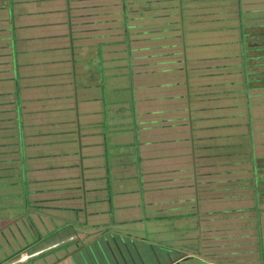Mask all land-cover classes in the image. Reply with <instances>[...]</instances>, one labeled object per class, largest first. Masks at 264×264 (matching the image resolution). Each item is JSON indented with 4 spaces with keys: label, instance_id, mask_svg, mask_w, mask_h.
Wrapping results in <instances>:
<instances>
[{
    "label": "crops",
    "instance_id": "obj_1",
    "mask_svg": "<svg viewBox=\"0 0 264 264\" xmlns=\"http://www.w3.org/2000/svg\"><path fill=\"white\" fill-rule=\"evenodd\" d=\"M125 5L0 0V264H71L90 243L114 260L136 238L167 249L165 232L248 230L239 216L255 208L259 241L264 38L243 24L252 15L234 27L216 0H158L138 23ZM239 193L246 213L229 204ZM63 240L70 254L56 256Z\"/></svg>",
    "mask_w": 264,
    "mask_h": 264
},
{
    "label": "rangeland",
    "instance_id": "obj_2",
    "mask_svg": "<svg viewBox=\"0 0 264 264\" xmlns=\"http://www.w3.org/2000/svg\"><path fill=\"white\" fill-rule=\"evenodd\" d=\"M116 1H117V8L121 10L124 8L123 5L125 4H126L125 5L126 8L136 7V10L138 12L137 19H138V23H140V21L145 20V17L147 15L151 14L149 12H151L152 9L148 8V6H151L153 2H156L158 0H116ZM216 1H218L220 4V7L218 9L220 10V16H223L224 18V22L227 23L228 22L227 19L232 20L227 24L229 25L232 23L235 24L233 26L236 27V25L239 22H236L235 18L237 19V21H239L240 15L242 14L247 17H249L248 15H252L251 17L253 18V20H251L250 23L244 21L243 24L247 26L248 29L247 31L249 32V35L251 34L254 36H258L259 39L264 38V32H263L264 26H260L259 24V23L264 24V9H263L264 6L263 7L257 6L258 4H263L262 0L260 1L259 0H240V1L216 0ZM240 6L242 8L239 11ZM145 8H147V10H145ZM144 10L148 11V13H145ZM257 24L259 25L257 26ZM138 30H139V26H138ZM230 32H233V30L231 29ZM137 35L138 37H141L139 34ZM255 192L256 189L254 193H252L254 196V200H255V196H257V193ZM235 196L233 199L228 200L229 204L232 205V209L246 213L247 212L246 208L248 207L247 203L249 202L248 195H246L245 193H239L238 197ZM217 200L218 199H216L215 201ZM259 201L261 200L259 199L255 203H258ZM223 202H225V200H223ZM235 205H238V207L233 208L235 207ZM255 209L256 210H254L252 219L244 215L239 216L240 218L239 222H242L243 223L242 225L244 227L249 226L248 230H246L247 228L237 229L236 227L233 230L227 224H225V222L222 221L221 223L223 224L220 223L218 230H212L210 232L208 228L203 227L201 233L198 232V230L195 231L182 230V232L181 230L175 232L172 230L173 232L162 233L161 234L162 236L160 235L162 238L159 239L161 240L162 244L168 246L167 249L165 247L158 246L159 245L158 243H156L154 246L153 245L151 246V244L142 243L139 241L138 238H136L135 239L136 242L134 241V243L133 242L131 243L132 254L126 251H125L126 255L124 256H123L124 253H122L119 256H118V252L117 254L112 253L115 255L114 256L115 262L107 254L105 255L104 250H101L100 246L98 247L96 246L98 245L97 243L96 244L90 243L86 253L85 251H78L77 253H73V255L69 256L68 260L67 259L65 260L71 262V264H139L137 262L140 257L141 251L143 252V254H145L144 255L145 260H148L149 256H154L153 253L154 250H156L158 252H161L162 261L164 264L169 263L172 259L175 258L177 259V261H175L174 264H210V262L213 263L216 262L218 264H264V255H262V253L264 252V248L261 247L262 245L261 233L264 234V229H261V233L259 234V241L257 242L258 240L257 230L260 231V227H261V226L258 227L261 221V218L259 220L258 218L260 212L262 211L259 208H255ZM224 210L230 211L231 208L226 207V209L224 208ZM31 221L32 220L30 218L29 219L30 226L27 225L24 228V235H23L25 237V241L27 240V242H29L30 245L35 240H37L41 228L40 225L34 226V224ZM257 221L258 224L256 223ZM177 222H179V219L176 220V222H171L169 228H174ZM69 224H73V223H69ZM59 226H56V228H60ZM61 227L63 228L62 230L65 232V234L72 230L74 236L77 235L78 239L80 240L79 235L73 230L72 227L66 226L67 227L66 229H64L63 225H61ZM194 227H196V225ZM213 229L215 228L213 227ZM146 234L150 236L149 232ZM49 237L53 239V237H51L50 234ZM65 244L69 245L71 243L70 241L66 242L64 240L58 242L57 244L58 246L55 248L57 252L56 256L57 254L59 256H64L62 255V252H64V254L65 253L70 254L68 246L64 247ZM102 245H103V249L104 247L106 249L104 242L102 243ZM144 245L145 247H147V249L143 248ZM259 246L260 249H258ZM119 248H124V247H119ZM62 249L63 251H61ZM50 250H53V248H51ZM52 254H53L52 256L54 257L49 258L50 262H52L54 258L56 259L55 254L54 253ZM84 255H87L86 259L84 258ZM160 263L162 264V262Z\"/></svg>",
    "mask_w": 264,
    "mask_h": 264
},
{
    "label": "clouds",
    "instance_id": "obj_3",
    "mask_svg": "<svg viewBox=\"0 0 264 264\" xmlns=\"http://www.w3.org/2000/svg\"><path fill=\"white\" fill-rule=\"evenodd\" d=\"M46 250L45 249H40V250H37L36 252L34 251V252H31L30 254V256L27 254L26 256V259L25 260H28V259H30V258H33V257H36V256H40V254H42L43 252H45ZM37 253V254H36ZM161 264V263H160Z\"/></svg>",
    "mask_w": 264,
    "mask_h": 264
},
{
    "label": "bare ground",
    "instance_id": "obj_4",
    "mask_svg": "<svg viewBox=\"0 0 264 264\" xmlns=\"http://www.w3.org/2000/svg\"><path fill=\"white\" fill-rule=\"evenodd\" d=\"M27 255V254H26Z\"/></svg>",
    "mask_w": 264,
    "mask_h": 264
},
{
    "label": "trees",
    "instance_id": "obj_5",
    "mask_svg": "<svg viewBox=\"0 0 264 264\" xmlns=\"http://www.w3.org/2000/svg\"><path fill=\"white\" fill-rule=\"evenodd\" d=\"M87 252V251H86Z\"/></svg>",
    "mask_w": 264,
    "mask_h": 264
}]
</instances>
